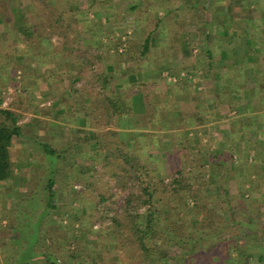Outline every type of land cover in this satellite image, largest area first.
Instances as JSON below:
<instances>
[{
	"label": "trees",
	"instance_id": "obj_1",
	"mask_svg": "<svg viewBox=\"0 0 264 264\" xmlns=\"http://www.w3.org/2000/svg\"><path fill=\"white\" fill-rule=\"evenodd\" d=\"M84 1L28 0L30 9L27 10L21 0H0V14L14 29L13 42L34 46L22 51L24 64H11L7 54L4 60L0 59V264H112L116 253L123 258H116L115 264H165L167 261L264 264V192L261 190L264 174L256 173L251 162H243L239 177L233 178L235 171L229 163L234 154L230 147L209 157L202 151L192 153L186 142L178 146L175 161L167 160V175L161 159L151 153L157 146V141L151 145L157 133L150 129L164 127L152 126L148 120L150 132L135 130L126 141L112 127L126 124L136 112L137 104L144 103L142 92L145 82H149L139 79V84L125 85L121 90L120 79L126 77L128 67L122 64L126 66L133 61L137 75L157 69V78L164 71L179 77L181 71L174 68L173 61L182 47L186 50L197 46L209 62L213 59L210 28L215 23L213 15L217 13L218 0H183L181 7L171 5L153 13L149 12L150 7L161 0H126L128 17L124 11L114 12L103 0H96L90 7L86 4V8ZM15 9L20 11L19 16H15ZM87 10L94 15L93 19H86ZM176 13L180 17L178 22ZM143 15L148 16V21ZM188 15L190 22L184 18ZM105 16L113 23L125 22L130 16L135 18L137 28L144 25L146 29L144 38L128 44L119 39L88 44L87 37L98 38L95 30L102 26L100 19ZM192 30L198 33L197 40L192 38ZM105 32L106 37L112 31ZM157 35L162 36V42L155 50L153 39ZM54 37L60 42H55ZM137 43L139 52H136ZM111 49L112 70L122 74L113 83L111 77L97 71ZM143 59L153 64L155 61L154 66L141 69ZM67 60L82 67L77 73L79 77L90 72L89 86L88 83L85 86L65 84L57 68L65 67ZM31 62L35 63L34 67ZM48 65L55 69H48ZM212 69L210 64L207 71L214 74ZM5 70L9 72L8 80L1 77ZM66 73L74 71L66 70ZM37 75L40 77L36 78ZM31 79L40 86L42 81L56 86L48 88L51 95L47 98L38 97L30 86ZM9 87L15 88L16 96L14 103L5 108V91ZM54 92L57 105H42L43 99H51ZM72 112L74 117H66ZM34 113L38 115H33L30 123H21L26 114ZM210 114L195 112L196 125L208 123ZM64 117L68 124L78 122L83 129L108 128L91 137L87 132L79 135L77 132L82 128L70 126V131L78 135L73 139L65 132L64 136L61 132L57 136L50 134V125L63 121ZM18 140L29 152V174L11 157L12 147ZM254 143L264 151L261 142ZM164 152L169 156L170 149L166 146ZM84 157H91L92 165L81 167L83 176H73L76 159ZM207 159L215 177L219 171L222 173L212 190H208L210 184L205 178ZM97 165L101 166L100 172ZM107 177L116 179L122 190H128L119 214L111 215L112 208L102 206L105 201L102 196V203L93 202L94 205L82 198L88 192L93 193L98 182L107 184L103 180ZM74 182L83 183L76 192L80 196V210L73 201L63 203L65 193L71 192ZM9 184L11 189L7 188ZM22 187L26 188L24 198L20 192ZM5 191L18 195L14 206L5 203ZM59 212L62 218L72 215L68 225L63 226L62 218L55 222L54 216ZM97 220L106 221V226L94 228Z\"/></svg>",
	"mask_w": 264,
	"mask_h": 264
},
{
	"label": "rangeland",
	"instance_id": "obj_2",
	"mask_svg": "<svg viewBox=\"0 0 264 264\" xmlns=\"http://www.w3.org/2000/svg\"><path fill=\"white\" fill-rule=\"evenodd\" d=\"M102 1V0H98ZM183 0H161V2H158L153 5V7H150V13L160 11V10H166L171 5H177V6H182L181 2ZM186 2H190L191 0H185ZM105 2L112 8L114 9V12L117 14L123 13L125 14V17H128L127 11H125L126 7V0H105ZM184 2V1H183ZM89 7L91 5L96 4V0H91L90 3H88ZM217 11H222L224 10V7H230V0H218L217 1ZM75 8V6H74ZM15 16H19L20 11L18 9L14 10ZM111 13V11H110ZM110 16V15H108ZM144 18L148 21V16L143 15ZM93 19L94 15L91 12H86V19ZM178 13H176V21L179 20ZM186 21L191 20V17L185 16L184 17ZM127 21H122V22H117L113 23L111 21H108L105 17H102L101 20V27L96 28L95 34L98 38L94 39L91 37H87V43L96 45L104 44L108 40H116L119 39L120 41H124L125 44H128L131 40H136L137 42H140L144 38V34L146 29L140 25L141 29L137 28V25L135 23V18H132L131 16L127 18ZM145 20V21H146ZM185 21V22H186ZM190 26V25H189ZM192 27V26H191ZM193 28V27H192ZM106 30H111L109 36L105 37V31ZM191 30V28H190ZM193 33V34H192ZM192 38L194 40H197L198 37L195 33V31L192 30ZM161 37L158 36L154 37L153 41L155 42V50L158 48V44L161 43ZM53 40L55 42H60L57 37H54ZM210 42V46L213 48L214 53H215V45H214V39ZM24 44V43H23ZM30 45V44H29ZM31 48H34V46H30ZM101 47V45H100ZM136 47V52H139L140 50V45L139 43L135 44ZM26 49V48H25ZM123 51V47L119 49V52L121 53ZM113 53V49L110 50V53H106V57H104L103 60H101L100 64L97 66V71L98 72H103L105 73L108 78L111 77L112 83L121 78L122 74L117 75L116 72L112 70V65L110 62L111 55ZM155 53L161 54L160 52L156 51ZM139 54V53H138ZM155 64V61H154ZM153 61L151 62H146L145 59L142 60V63H140V68H146L147 66H154ZM35 66V65H34ZM123 67H127L125 72H127L126 77L125 75L122 76L123 78L120 79V86L121 90H124L126 86H134L136 84H139V79L141 82L144 80H149V82H145V88L143 89V94L145 95L143 101H141L140 105L137 104V109L136 112L129 117L128 122L123 125H112V127H116L119 137L121 140L126 141L128 139V136L131 132L137 130L141 131L142 133H148L150 132H156L157 133V138L153 139L152 146L154 143L157 141V146H155L152 150L151 153L155 154L158 156L161 161L163 162V166L165 168L166 174L168 175L169 170H168V159L171 160L173 159L175 161L176 157H178V146L181 144H186L187 146L190 147V150L192 153H197L198 151H202V154H206L209 157H211L213 154H221L223 151H225L227 148L220 146V134L218 133V130L213 127L211 124H204V125H196L197 117H195V112H212L210 110V105L209 107H204V108H199L198 106H194V104L197 103L198 99L200 98L199 95H196L195 97L189 95V98H181L183 95L187 94L190 92L191 87V82L197 83L200 73L202 76L204 75V71L208 70L209 68V60L207 59L205 53L202 52V49H199L197 46L191 49H186L185 47L181 53L177 56V58L173 61V66L174 68L178 69L180 72L179 77L178 76H172L169 75L167 71H164L160 76L157 78V75L155 74L157 72V69H150L151 71H143L139 72V75L135 74L133 71L134 68V63L133 61L129 62L128 64L123 65ZM121 68L123 69V67ZM48 69H55L53 65H48ZM63 67V66H62ZM60 67L58 69V74L63 76V81L65 82L66 85H72L76 83V86H85L87 83V86L91 84L88 80H90L91 75L89 73H85L83 77L78 76V71L82 70L81 66H74L70 63V61L67 60V63L65 64V67ZM129 69L132 70L129 72ZM66 70H73L74 73H66ZM20 72V71H18ZM17 72V78H19L21 73ZM68 72V71H67ZM33 74V72H32ZM182 79L180 82L179 80ZM179 82V83H178ZM30 86L34 88L35 94L38 97L42 98H47L51 94L48 91V88H51L53 86H56V83H49V82H44L41 84H36L34 79L30 80ZM39 86V87H38ZM195 86V85H194ZM36 87H38L36 89ZM41 87V88H40ZM144 87V85H143ZM58 88V87H57ZM171 91V95H168V93ZM58 92L61 93L60 89L58 88ZM49 93V95H48ZM16 91L14 87H9L5 91V100L3 107L9 108L12 103H14V97L16 96ZM26 96V95H25ZM56 92L52 93L51 99L49 98L48 100H44V103L42 105H49V106H55L57 105V98H56ZM202 97V96H201ZM138 97L137 99H139ZM139 103V102H138ZM136 104V103H135ZM189 105V108H188ZM18 108V106H16ZM156 107H161L163 109L158 110ZM144 110V111H142ZM193 110V111H192ZM194 114V117H192V113ZM33 115L37 116L38 113L34 114H26L25 118L21 121V123H30L31 119L33 118ZM210 116V115H209ZM208 116V117H209ZM66 117H74V113H69ZM192 117V118H191ZM148 120L150 121L151 125L154 126H162L164 128H159L156 129L152 127L150 130L147 128V122ZM194 122V125L192 124ZM211 125V126H209ZM75 128H82V126L77 122L76 124H68L66 118L64 117L63 121L61 120L60 122H56L50 125V134L57 136L59 132H61V135H65L63 132L67 133V136H69L71 139L77 137L78 135L74 133V131H70L71 127ZM209 127V128H208ZM86 128V129H85ZM84 129L80 130V132H77L79 135L83 136L86 134H89L90 136L96 132H105L108 127L104 126H95V130L88 129V127H85ZM42 133V132H40ZM59 135V136H61ZM92 137V136H91ZM168 147L170 149V154L169 156L168 153L164 152L165 147ZM176 146V147H175ZM11 157L13 162L21 167L23 170H26L27 173L29 174L31 164L27 163V159L29 158V152L27 150H24L23 144L21 140H18L14 143L12 147V152H11ZM233 159L230 160V167L232 168V171H239L240 163L238 161V156L233 155ZM172 161V160H171ZM92 158L91 157H84V158H79L76 159L75 165L73 166V169L76 171L73 172V176H83L84 174L82 173L81 167L83 166H91L92 165ZM97 170L100 172L101 166L97 165ZM212 165L210 164V159H207V161L204 164V168L207 170L205 174V178L209 180V189L212 190L214 185H216L218 179L222 175L221 171L218 172V177H215L214 171L212 172ZM152 168H156L155 165L152 166ZM100 170V171H99ZM255 171L258 170V168L254 169ZM96 174V173H95ZM94 177V175H93ZM92 176L89 178H93ZM28 178V177H27ZM106 178V177H105ZM106 181L107 184H103L102 181L98 182L97 184V189L93 191V193L88 192L87 195H84L82 198L86 199V202L88 204H93V202H100L101 201V196L104 198V202L102 203V206H107L109 208H112L113 212L111 211V215L114 214H119L124 206L125 200L128 196V190H122L116 182V179L110 178L108 179H103ZM25 181V180H24ZM168 181V180H166ZM103 184V185H102ZM83 183L81 182H74V185L72 186L71 192H66L63 198V203L69 204L70 202L73 201V205L81 209L78 200L80 196L76 193L80 188H82ZM12 185L9 184V187L7 188L11 189ZM9 189V190H10ZM82 190V189H81ZM11 191V190H10ZM234 192L235 189H233ZM21 193H23L22 197H26L24 193H26V188L22 187L20 190ZM21 195V194H20ZM19 195V196H20ZM4 200L5 203L9 202L11 206H14L15 200L14 198H17L18 195H13V194H7L6 191L4 193ZM77 197V199H75ZM263 201V206H264V200ZM61 202V201H60ZM4 203V204H5ZM192 203V202H191ZM18 205V204H17ZM16 205V206H17ZM143 210H141L142 212ZM62 212L57 213V216H54L55 222H59L61 220ZM72 215H66L63 216L62 221H63V226L68 225L70 218ZM107 222L104 221L103 223L100 222V220H97L96 223L94 224V228L99 229L102 226H106ZM122 259L121 255L119 254H113L112 258V264H115L116 260ZM98 259V258H97ZM165 264H175L174 261H167Z\"/></svg>",
	"mask_w": 264,
	"mask_h": 264
},
{
	"label": "crops",
	"instance_id": "obj_3",
	"mask_svg": "<svg viewBox=\"0 0 264 264\" xmlns=\"http://www.w3.org/2000/svg\"><path fill=\"white\" fill-rule=\"evenodd\" d=\"M21 1L29 10L28 0ZM88 2L91 0L82 3L84 8ZM13 3L15 5V1ZM227 8L213 15L215 23L210 28L215 53L209 68L211 64L214 74L207 70L203 76L200 73L197 83L191 82L190 92L181 98L199 95L194 106L210 105V110L216 114L211 112L208 124L218 130L220 146L230 147V151L238 156L240 166L243 162H251L258 168L256 173L264 174V151L254 143L264 145V0H230ZM13 30L0 14V59L4 60L7 54L11 64L21 65L25 62L21 53L31 45L15 44ZM34 65L31 62V66ZM8 74L5 70L1 77L8 80ZM239 171L232 177L238 178ZM261 190L264 192V183Z\"/></svg>",
	"mask_w": 264,
	"mask_h": 264
}]
</instances>
